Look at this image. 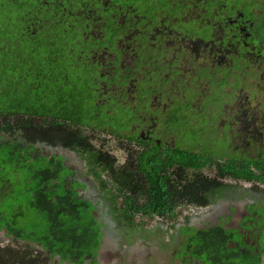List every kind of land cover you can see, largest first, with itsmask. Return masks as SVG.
<instances>
[{
	"label": "trees",
	"instance_id": "1",
	"mask_svg": "<svg viewBox=\"0 0 264 264\" xmlns=\"http://www.w3.org/2000/svg\"><path fill=\"white\" fill-rule=\"evenodd\" d=\"M86 1L92 10H100L97 3ZM75 2L0 0V132L12 135L22 132L28 138L25 145L18 138L0 143L8 146L11 162L27 161L28 154H22V151L31 152L28 148L33 151L31 143L38 141L76 147L87 155L92 165L98 164L108 176L112 188L107 190L105 182L101 188H104L112 213L126 228L131 227L138 216L151 220L155 216L172 215L171 209L179 201L181 204H206L208 193H217L226 176L249 182L264 181V173L254 171L250 166L251 160L240 164L229 156L224 163L214 159L216 157L207 156L213 159L217 168L212 178H207L198 166L194 179L187 176L186 182L180 177L175 180L161 173L163 163L157 153L160 148L124 146L126 162L117 164L113 155L102 149H93L90 143L84 141L83 135L75 136L70 131H62L60 127L70 121L89 126L94 121L96 127H100L107 117L121 119L115 112L114 116H109L113 111L111 107L110 110L96 105L90 72L97 79L100 77L93 59H85L79 50L70 47L82 43L72 30L80 26L79 22L68 16ZM260 35L264 38V23ZM75 62L80 63L74 65ZM57 87L59 91H54ZM58 109L66 111L59 113ZM192 155L200 158L199 155ZM178 156L182 160L184 151ZM41 157L34 156L35 162ZM54 157L57 156L42 159L48 162L42 167H36L32 162L26 165V171L19 170L20 179H14L20 183L16 191L26 206L15 213L14 218L10 217L11 223L0 220V229L7 228V232L11 230L25 239L38 241L50 257L58 256L61 262L84 264L91 258L90 262L95 263L104 224L96 218L95 206L79 195L77 187L80 182L76 181L75 187H69L66 178L54 180L57 173L68 172L60 157H57L55 169L50 166ZM178 167L185 173L184 167ZM96 176L101 177L100 173ZM191 186L196 187V194L189 192ZM6 190L4 185L1 192ZM169 190H179V193ZM21 223L31 228L23 227ZM177 234L181 241L176 257L182 262L259 263L242 260L240 250L229 244L230 231L221 225L203 229L182 226ZM23 253L27 256L22 255L15 263L0 257V264H44L39 256L31 257L28 251Z\"/></svg>",
	"mask_w": 264,
	"mask_h": 264
},
{
	"label": "flooded vegetation",
	"instance_id": "2",
	"mask_svg": "<svg viewBox=\"0 0 264 264\" xmlns=\"http://www.w3.org/2000/svg\"><path fill=\"white\" fill-rule=\"evenodd\" d=\"M88 1L97 3L100 10H92L86 0H76L68 14L69 18L80 24L79 27L72 29L82 41L81 44H77L80 46V49L77 50L85 51L83 57L93 59L96 71H98L99 79L90 72V83L96 105L111 110L110 106L117 104L118 108L130 110L126 113L128 121L120 123L119 120H115L118 122L117 128L121 132L117 134L112 130L114 125L107 123L111 120L109 117L105 119V124H101L100 121V127H96L94 121L91 122L90 126L70 121L68 125L61 126V130L70 131L75 136L81 134L84 141L88 143L90 140L85 133L86 130L91 133L96 131L107 133L113 136L115 140L124 142L128 146H139L152 150L160 148L157 153L160 154L159 158L161 157L160 160L163 163L161 173L170 178L173 177L175 180L180 177L182 181L186 182L185 177L187 176L194 179L198 166L202 170L207 168L212 171V168H214L213 174L205 173L207 178L214 177L216 167L213 165L212 158L204 157L195 150L192 152L184 151L183 148L192 145L198 148L196 141L181 135L184 129L194 131L187 125V118L192 117L193 114L184 115L182 110L172 108L173 104L175 105L174 96L172 95L177 84L182 83L185 87H189L190 93L193 94L192 101L197 99L196 94L203 91L200 85L205 80L197 81L196 87V81L191 82L185 75L187 72L194 73L198 67L202 68L201 72L215 73L216 79H220L221 75L227 76V82H229L231 76L238 74L240 85L237 87L225 86L231 88L229 92H233L236 88L242 86L241 82L245 85L244 79L246 76L255 78L256 74L259 73L261 78V73L264 72V38L260 35V28L264 23V0H238V2L237 0H122L121 3L117 0ZM104 17L108 21L104 20ZM189 22L194 24V28L185 29L184 24ZM105 24L109 25L105 26ZM70 27H73V23H70ZM128 40L134 42L136 48H139L138 51L130 54L125 53L123 44ZM162 47L161 55L157 57L153 49ZM79 63L75 62L74 65ZM147 72L151 74L146 75ZM151 76L156 79L149 82ZM188 76H191V74ZM137 80H141V82H136ZM172 80L173 83H171ZM227 82L225 81V84ZM253 86H249L250 89ZM255 86L258 88L257 85ZM59 87L53 90L59 91ZM229 92L224 91V94ZM256 95H258V102L261 98H264L259 88L255 95L250 93L251 97H256ZM168 97L172 100H168ZM221 101L222 106L218 109L209 102L199 106L201 108L200 112L206 117L201 125L203 138L211 134L213 136H224L221 127L229 119L232 127L231 131L247 130V133H250L254 139H257L259 133L261 141L260 145H255L256 143L252 140L254 143L250 145L247 139L248 146L244 147L245 150L238 151L239 149L233 148L235 137L230 131L228 145L225 146L227 147V153L224 152L223 157L214 159L224 163L229 156L235 163L240 164H246L247 161L251 160V168L257 173H264V159L262 158L264 142L261 143L264 135V130H262V127L264 128V110L259 109L258 105L249 108L242 106L234 112L236 114L234 119L229 114L224 118L223 112L228 113L225 107L230 104V100L222 98ZM56 111L63 113L66 110L58 109ZM253 112H257V114ZM109 116H114V111H111ZM47 143L50 146H44L43 148L46 152H50L53 150L54 144L52 142ZM43 148L37 146L41 153H33L32 155H45L42 154ZM70 148L82 154L76 147ZM253 148L255 154L250 152ZM33 151L36 152L35 146ZM183 151L185 156L181 160L178 155ZM190 153L199 155L200 158ZM53 155L60 157L68 170V172L57 173V175L62 179H68L67 185L69 187H75L76 181L80 182L77 187L79 195L90 201L98 210V200L81 195V192H84V189L87 188L86 179L77 177L76 168L65 163V156L62 153L55 151L49 154L47 159ZM57 157H54L51 162L53 169H55L58 162ZM89 162L91 164V161ZM125 162L126 157L122 164ZM133 164L135 165V163ZM178 165L184 167L185 173L181 172ZM93 166L95 170L100 169L98 164ZM87 168L89 169V167ZM104 174L106 175L105 172L101 171V177H98L95 173L93 178L100 181ZM106 177L108 178L107 175ZM229 178L231 177L226 176L222 184L224 181L233 179ZM250 183L264 185V181ZM191 187L189 192L196 194V187ZM223 189L224 184L217 193L221 195L225 191ZM169 191L179 193V190ZM184 191L186 190L184 189ZM215 194L211 191L207 195L206 204L195 205L203 209L201 213L207 208ZM185 204H188V206L194 205V203ZM181 205L183 204L180 201L176 203V206L171 209L173 214ZM224 205L225 208L217 213L219 215H216V219L211 223L203 226L191 224L183 226L203 229L221 225L230 231L229 244L240 250L242 260L259 261L258 264H263L264 252L261 248L264 243V203H258L255 200L246 202L238 216L233 214L236 208L235 205L228 201L224 202ZM162 210L165 211L164 208ZM0 230L5 231L6 236L4 237L10 238L11 242L20 241L25 244L24 250L9 245L0 246V257L7 259L10 263H15L22 255H26L23 253L25 251L30 252L31 257H38L33 253L36 244L41 246L38 241L25 239L11 230L7 232L9 230L7 228ZM41 248L46 252L48 258H51L47 250L42 246ZM179 248L174 252L175 256ZM45 261L46 259H44V262L42 260L44 264H46ZM59 261L61 262L60 258ZM87 261L84 264H90L91 258ZM187 261L193 262L191 260L185 262Z\"/></svg>",
	"mask_w": 264,
	"mask_h": 264
},
{
	"label": "rangeland",
	"instance_id": "3",
	"mask_svg": "<svg viewBox=\"0 0 264 264\" xmlns=\"http://www.w3.org/2000/svg\"><path fill=\"white\" fill-rule=\"evenodd\" d=\"M118 2L121 3L122 0H118ZM183 27L185 29H192L194 28V24L189 22L184 24ZM53 33L57 34L58 31H53ZM70 47L76 50L80 49L79 45H73ZM123 47L126 54L138 51L139 49L136 48L134 42L131 40L126 41L123 44ZM162 49L163 47L153 49L157 57L161 55L160 52ZM84 52H81L83 56H85V54H83ZM201 70L202 68L198 67L194 73L187 72L185 75V77H188L191 82L196 81V87L197 81L199 82L205 80L202 85L199 84L203 91L201 93L197 92V99L192 101L193 94L190 93L189 87H185V85L182 83L179 85L177 84L175 92L172 95L174 96L176 106L173 104L172 108L182 110L184 115L193 114L192 117L187 118V125L190 126L194 131L191 132L189 129H184L181 132V135L196 141L198 148L192 145L191 147L183 148L184 151L192 152L195 150L198 154H201L204 157H223V154L227 149L225 146L228 145L229 132L232 130L230 120L228 119L225 125L221 127L224 136H213L211 134L210 136L203 138L201 125L206 120V117L200 112L201 108L199 106H203V104L209 102L218 109L222 106V98L225 100H230V104L225 107V109L228 110V113H223L224 118L227 114H229L232 119H234L236 116L234 112L242 106L249 108L258 105L259 109L264 110V98H261L258 102V95H256V97L250 96V93L255 95L258 91V88L261 90L262 95L264 96V72L261 73V78L259 73L256 74L255 78L252 76H246L244 79V82H246L245 85H243V82H241L242 86L236 88L233 92H229L231 90L230 87H237L240 85L238 74L231 76V79H229V82H227V76L221 75L220 79H216L215 73L201 72ZM150 74V72L146 73V75ZM189 74H191V76H188ZM218 77L219 76L217 75V78ZM155 79L156 78L154 76H151L149 82H152ZM142 81L144 82L143 78ZM225 81L227 82L226 84ZM136 82H141V80H137ZM171 83H173V80ZM227 85L230 87H225ZM251 85L254 86L250 89L249 86ZM255 85H257L258 88ZM224 91L229 93L224 94ZM168 100L172 99L168 97ZM110 107L117 115L121 116V119L119 120L120 123L123 121H128V116L126 113L130 110L118 108L117 104ZM253 113L257 114V112ZM107 123L114 125L112 128V130L115 131L114 133L117 134L120 132L117 128L118 122H116L114 119L107 121ZM213 129L215 128L213 127ZM262 130H264L263 127ZM85 133L90 140L89 143L95 149L100 148L108 151L115 157L117 164H122L127 155V152L123 147H128L124 142L115 140L113 136H110L107 133H100L97 131L91 133L87 130ZM231 134L235 137L233 148L237 150L239 149L238 151L245 150L244 147L248 146L247 139L250 145H253L254 142L256 143L255 145H260L261 138L259 139V133L257 139H254L250 133H247V130H234L231 131ZM13 138H18L22 145L28 143V138L22 132H16L14 135L5 133L3 131L0 132V143ZM263 142L264 135L261 143ZM31 144L36 147V152L32 151L31 148H28V150L31 152L23 150L22 154L27 153L28 159L25 162L19 161V163L11 162L9 157H12V155L9 153L8 146L0 145V220L2 222L7 221L11 223L12 218L10 219V217L14 218V214L26 206L22 201L23 198L16 191L20 183L14 179H20L21 175L19 170L22 169L26 171L28 169L26 165L31 164L32 162L35 163L36 167H42L48 163L47 161H42V159L49 157V154L55 151L62 153L65 156V163L76 168L77 177L86 179L87 188L84 189V192H81V195L86 198H92L93 200L99 201V208L95 211V216L99 221L102 222V224H104L103 238L96 262H89L90 264H201L194 261L182 263V260L176 258L174 255V252L179 248V243L181 241V238L177 234V229L179 227L186 224L203 226L205 224L211 223L216 219V215H219L217 213L225 208L224 202L226 201L235 205L236 208L233 213L235 216L240 215V212L242 211L246 202L255 200L258 203H264L263 184H252L244 180H234L229 178L232 180L223 182V190L225 191L221 195L216 193L211 198L210 203L202 213L201 211L203 209L195 205L188 206V204H183L174 212V214L163 218L153 217L151 220H146L145 217L138 216L133 225L129 228H126L123 223L121 224L117 221L115 214L112 213V210L109 207L110 204L108 200L105 198V191H103L104 188H101L102 183L105 182L107 190L111 189L112 185L110 181L105 174L102 175L103 178L98 182L96 178H93V174L95 175V173H100L101 170H95V167L90 164L87 155H84L83 153L80 154L79 152L74 151L72 148H65L59 143L54 145L53 150L50 152H46V150L43 148L44 146H50L47 142L44 143L38 141ZM37 146L39 148H43L42 154L45 155H41V159L38 162H35L34 156L32 154L41 153L37 149ZM250 152L255 154L254 148L250 150ZM262 158L264 159V154H262ZM50 166L52 167L51 162ZM87 167H89L90 170ZM212 169L214 170V168ZM213 170L210 171L209 169L205 168L202 170V172L204 174H213ZM55 179L57 181L60 180L59 175H57L54 180ZM4 185L7 187V190L1 192ZM22 226L28 227L25 223ZM4 236H6L5 231L0 230V246L9 245L19 248L20 250H24V243L20 241L11 242L10 238H6ZM34 248L35 249L33 253L40 257V261L43 260L44 262V259H46V264H73L68 262H60L58 257L48 258L46 252L38 244H36ZM261 250L264 252V243Z\"/></svg>",
	"mask_w": 264,
	"mask_h": 264
}]
</instances>
